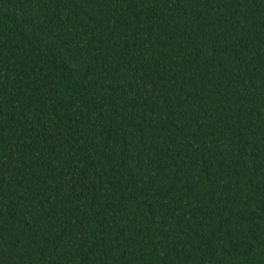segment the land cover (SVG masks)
<instances>
[{"label":"trees","instance_id":"trees-1","mask_svg":"<svg viewBox=\"0 0 264 264\" xmlns=\"http://www.w3.org/2000/svg\"><path fill=\"white\" fill-rule=\"evenodd\" d=\"M0 264H264V0H0Z\"/></svg>","mask_w":264,"mask_h":264}]
</instances>
